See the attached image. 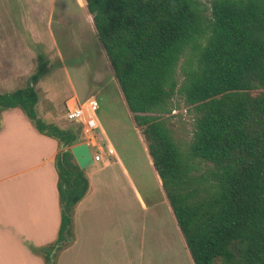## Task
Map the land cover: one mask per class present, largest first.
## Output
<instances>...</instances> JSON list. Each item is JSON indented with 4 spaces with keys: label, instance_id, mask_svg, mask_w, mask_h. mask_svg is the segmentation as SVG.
Returning <instances> with one entry per match:
<instances>
[{
    "label": "trees",
    "instance_id": "1",
    "mask_svg": "<svg viewBox=\"0 0 264 264\" xmlns=\"http://www.w3.org/2000/svg\"><path fill=\"white\" fill-rule=\"evenodd\" d=\"M85 2L193 264H264V0H212L208 15L198 0ZM38 58L26 86L0 93V119L17 107L38 132L59 146L74 145L78 124L62 128L38 115L35 84L46 67ZM174 92L196 115L186 150L153 115L165 110ZM197 159L210 163L203 190L192 175ZM54 165L57 238L31 247L45 264L53 249L71 242L73 208L89 188L69 149L57 152Z\"/></svg>",
    "mask_w": 264,
    "mask_h": 264
},
{
    "label": "rangeland",
    "instance_id": "2",
    "mask_svg": "<svg viewBox=\"0 0 264 264\" xmlns=\"http://www.w3.org/2000/svg\"><path fill=\"white\" fill-rule=\"evenodd\" d=\"M198 1L203 5L205 14H210L212 0ZM81 3L77 4L76 0H0V93L26 86L37 70L38 56L41 55L46 63L41 79L45 78L47 86L55 91V112L63 128L75 124L66 119L65 100L76 96L82 102L93 96L98 103L95 115L101 127L94 129L92 135L102 134L101 130H104L114 150L122 157L149 208L148 213L139 214L147 222V233H150L151 227H159L165 233V253L160 254L159 264H193L184 238L175 228L176 221L168 209L167 197V203L163 202L165 193L154 167L149 164L144 149L146 141L140 129L134 125L132 113L124 102L110 63L95 34L92 17ZM184 58L181 57L176 69L178 80H181L180 66ZM63 66L69 67L70 79ZM71 82L74 88L70 86ZM259 91L252 90L251 94ZM42 107L44 103L40 104ZM153 115L166 121L176 141L186 150L193 137L196 115L182 95L174 92L165 110ZM77 130L78 143H89L92 153L102 145L104 152L100 151V154H108L104 139L88 136L90 132L86 136L81 129ZM109 159L113 162L114 157ZM104 163L105 160L97 161L85 169L93 183H108L118 189L117 195H126L120 188L124 181L118 174L117 164L106 166ZM194 165V184L203 190L209 185L205 176L210 163L197 159ZM59 255L60 251L57 250L54 264Z\"/></svg>",
    "mask_w": 264,
    "mask_h": 264
},
{
    "label": "crops",
    "instance_id": "3",
    "mask_svg": "<svg viewBox=\"0 0 264 264\" xmlns=\"http://www.w3.org/2000/svg\"><path fill=\"white\" fill-rule=\"evenodd\" d=\"M76 1L83 7L86 4L85 0ZM63 67L70 79L69 67ZM70 86L74 88L72 82ZM36 88L40 92L38 115L62 127L55 112V91L47 86L45 78L38 81ZM101 132L107 142L105 147L114 149L104 130ZM61 148L54 138L38 132L21 109L13 107L1 112L0 264H45L31 247L49 245L57 238L61 206L54 161ZM144 149L153 166L147 143ZM102 160L106 166L117 164L124 181L120 188L126 195H117L118 189L105 181L107 184L93 183L85 168L89 188L73 208L72 240L59 250L56 264H159L160 254L165 253L164 231L151 227L147 233V222L139 214L148 213L149 208L122 157L114 150ZM157 177L161 183L158 174ZM165 197L163 194L166 204ZM175 228L179 230L177 223Z\"/></svg>",
    "mask_w": 264,
    "mask_h": 264
},
{
    "label": "built area",
    "instance_id": "4",
    "mask_svg": "<svg viewBox=\"0 0 264 264\" xmlns=\"http://www.w3.org/2000/svg\"><path fill=\"white\" fill-rule=\"evenodd\" d=\"M70 100V101H69ZM69 101V102H68ZM66 103V119L69 122L78 124L82 132L87 136L95 137L96 139L102 140L103 135L102 134H95L92 135V132L96 128H100V124L98 122V119L95 115V112L98 108V103L94 99L93 96L87 97L82 102H79L76 96H71L68 99L65 100ZM88 145H90L88 143ZM103 146H98L94 153L91 152V155L93 157L94 162L101 161L102 155L100 154V151L104 152V149H102ZM107 153L112 154L111 150L107 147Z\"/></svg>",
    "mask_w": 264,
    "mask_h": 264
},
{
    "label": "water",
    "instance_id": "5",
    "mask_svg": "<svg viewBox=\"0 0 264 264\" xmlns=\"http://www.w3.org/2000/svg\"><path fill=\"white\" fill-rule=\"evenodd\" d=\"M64 149H69L73 155L74 161L78 167L82 170L94 163L91 151L87 142H82L78 144L71 145L70 147L62 146ZM53 253L55 249L51 252V260L49 264H53Z\"/></svg>",
    "mask_w": 264,
    "mask_h": 264
},
{
    "label": "bare ground",
    "instance_id": "6",
    "mask_svg": "<svg viewBox=\"0 0 264 264\" xmlns=\"http://www.w3.org/2000/svg\"><path fill=\"white\" fill-rule=\"evenodd\" d=\"M110 150H111V153L113 154L114 153V149H112V148H109Z\"/></svg>",
    "mask_w": 264,
    "mask_h": 264
}]
</instances>
